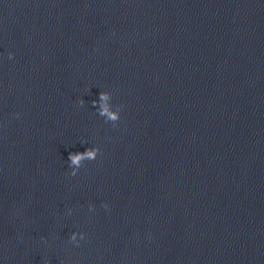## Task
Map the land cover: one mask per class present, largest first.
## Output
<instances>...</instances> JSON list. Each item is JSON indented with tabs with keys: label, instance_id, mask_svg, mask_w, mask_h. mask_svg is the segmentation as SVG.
<instances>
[{
	"label": "water",
	"instance_id": "obj_1",
	"mask_svg": "<svg viewBox=\"0 0 264 264\" xmlns=\"http://www.w3.org/2000/svg\"><path fill=\"white\" fill-rule=\"evenodd\" d=\"M0 264H264V0H0Z\"/></svg>",
	"mask_w": 264,
	"mask_h": 264
},
{
	"label": "clouds",
	"instance_id": "obj_2",
	"mask_svg": "<svg viewBox=\"0 0 264 264\" xmlns=\"http://www.w3.org/2000/svg\"><path fill=\"white\" fill-rule=\"evenodd\" d=\"M13 54H9V57L11 58ZM110 98L108 92H101L99 95V101H107ZM93 105H96L98 102L96 100L92 101ZM79 104L83 106L84 100L81 99L79 101ZM122 105L116 106L115 110L107 105L106 103H101L98 106V114L105 119V122H111L113 126H117V122L120 120V111H121ZM100 153L99 147H88L84 152H76V153H70L68 157L69 161V167L72 168L71 175L75 176L77 175L79 169L81 168V162L82 161H94L96 160L98 154ZM75 166V167H74ZM103 207L107 208L108 205L105 204ZM90 210L92 206H89ZM71 211V210H69ZM79 235V239H84V234L80 233H72L70 236V241L74 242L76 244H79V240L77 239V236Z\"/></svg>",
	"mask_w": 264,
	"mask_h": 264
}]
</instances>
